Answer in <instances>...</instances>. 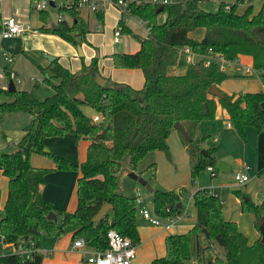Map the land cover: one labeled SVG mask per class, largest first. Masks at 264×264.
<instances>
[{
	"label": "trees",
	"instance_id": "trees-1",
	"mask_svg": "<svg viewBox=\"0 0 264 264\" xmlns=\"http://www.w3.org/2000/svg\"><path fill=\"white\" fill-rule=\"evenodd\" d=\"M198 1H127L122 13L144 20L147 32L143 36L134 33L121 14L117 28L136 36L139 47L134 51H112L108 56L115 67L140 68L144 76L140 88L109 77L104 86L99 85L94 78V72L99 70L95 56L75 71L60 63L57 56L49 60L50 72L46 67L41 68L45 74L43 79L48 81L54 77L57 82L51 83L52 92L44 97L26 88L8 90L0 86V96L6 97L0 99V113L22 111L31 115L17 147L0 151V169L8 177L7 197L0 210V235L4 242L16 247L13 252L0 255V264H41L42 256L35 247L44 234L71 231L72 239L83 236L89 245L102 249L107 246L106 231L112 227L137 242L138 203L135 195L120 190L122 164L127 160L129 168L135 169L148 151L167 148V137L175 121L181 122L191 136L190 129L214 118L219 103L243 134L248 125L258 130L264 126V89L230 93L222 90L221 96L210 93L211 84L218 85L232 76L215 62L188 65L184 72H169L170 66L182 64L178 60L179 47L187 44L197 52H218L228 59L249 55L264 84V3L253 13L250 0H220L215 11L201 8ZM244 2H247L245 9L238 12L237 5ZM159 7L162 9L157 11ZM57 9L59 13L67 12L71 20L57 19L53 27V22L46 24L42 19L44 14L48 16L47 9L37 10L42 21L39 29L55 33L75 46L86 41V34L91 31L87 17L74 6L59 5ZM95 14L101 21L103 11ZM196 28L204 30L199 39L189 35ZM3 70L6 78L14 82L8 66ZM110 83L115 86L108 87ZM84 104L100 112L103 118L92 120V115L83 110ZM120 111H125L124 127L113 124V116ZM66 133L89 140L82 162H73L46 145V137ZM204 138L191 136L184 140L193 159L192 179L207 165L215 168V147L206 149L209 156L200 153ZM32 152L52 159L54 169L80 171L77 205L73 211L55 208L42 197L40 184L52 168L32 165L29 161ZM154 167L152 163L147 168ZM146 199L152 203L153 212L161 216L180 211L177 206L180 191L154 185L149 196H144ZM192 199L196 207L194 225L186 232L166 235L165 254L154 257L152 264H187L192 257L193 233L197 240L203 234L209 244L214 240L224 250V258L205 256L197 245L195 264H264V243L260 238L248 242L237 222L224 216L217 195L197 188ZM104 202H109L111 207L101 219L93 221L92 216ZM241 210L254 215L256 226L258 218L264 219V203H257L249 196L241 197ZM49 211L56 212L57 219H49ZM20 247L30 252L21 254L17 251Z\"/></svg>",
	"mask_w": 264,
	"mask_h": 264
},
{
	"label": "crops",
	"instance_id": "crops-1",
	"mask_svg": "<svg viewBox=\"0 0 264 264\" xmlns=\"http://www.w3.org/2000/svg\"><path fill=\"white\" fill-rule=\"evenodd\" d=\"M80 11L82 13V10ZM34 13L36 15H34ZM92 14L93 13L91 11L85 9V13L83 15L87 17V20L89 22L90 19L89 17H91ZM121 14L124 15V18L128 16L126 13H122L120 11V16ZM9 15L14 16L17 20L25 24H28L30 27H32V30H26L19 35L0 37V52H3L5 54L7 60V66L9 67L11 71V75L13 77L14 76L18 77V75H22L23 73L32 74V75L36 74L39 71L38 68L40 67L39 65H41L40 63L43 64V67L48 64L49 60L45 57L44 53L54 54L59 58L60 61H62V59H66L65 56H60V54H58L59 50L58 51L56 50V46L60 44V42L62 41L66 42L67 44L70 43L55 33L42 31L39 29V26L42 24V21L38 15L37 10L31 8V0H0V21L4 17ZM61 15L63 16L64 19L68 20V17L64 16L63 13H61ZM159 16L160 18H163V14H160ZM142 21L144 22V20ZM98 22L99 23H95L93 25L94 29L91 28V31L101 30L102 23L99 19ZM51 23H52L51 21L46 22V24H51ZM33 29H36V31H34ZM146 32H147V26L145 28L144 34H139V33L137 34L143 36L146 34ZM203 32H204L203 28H197L190 31L189 35L191 37L199 39L202 37ZM113 40H114V33H113ZM12 41L16 43L15 44L10 43ZM120 41H121L120 37H119V41L114 40V42H120ZM138 47H139V42L136 40L133 43V46H131L129 49L127 48L126 50L134 51ZM81 48L83 53L86 51V49L88 50L89 58L94 53L93 48L89 46H85V44L83 43L81 44ZM30 49L41 52V55L43 56L41 62L36 61L33 58H30L26 54V52L30 53L29 52ZM110 51L112 50H109L106 53H104L106 54L103 58L104 64L102 65L99 64L98 66L99 72L102 75L109 77L113 81L127 83L133 88L142 87L144 81L142 70L140 68L115 67L112 63L111 58L108 56ZM16 55L18 57L20 56V58L18 59ZM89 58L87 59L88 63L91 59ZM23 59L25 60L26 64L21 63ZM237 60L238 63L230 68L231 71H228V73L232 74V76L243 75L244 66L252 65V60L249 55L240 54L237 56ZM10 62H12V64H10ZM182 65L183 64H181L180 66L177 65L170 66L169 72L177 73L174 71H177V68L181 67ZM78 66H79V62L77 59H75L74 69L78 68ZM1 69L3 71V75L0 76V78L1 77L6 78L2 67ZM17 80L21 81L20 77H18ZM230 80H231L230 76L225 78L220 82V84H218V87H220L222 90L228 93L234 91L235 88L231 86ZM8 81H9L8 79L3 82L0 81V86H8ZM14 84L16 87L21 88L17 86L15 82ZM238 87H242V86H238ZM246 89H248L249 91L264 89V84L259 79V85H257L256 87H251ZM235 90H242V89L237 88ZM262 104L264 106V102ZM86 108H89L93 111V113H88L83 107V110L89 116L97 113V111L90 106H87ZM4 114L6 113H3V115ZM28 118L30 122L31 115L29 113H28ZM229 120L230 119L227 111L218 103L214 118L203 120L199 122L194 128L190 129V131L192 132L191 136L192 137L204 136L205 138L201 143L202 147L206 149L209 147H215V151H216L217 149L216 145H212L211 143L206 142L212 136L213 130L211 127L215 125L214 124L215 122H217V124H222L223 123L222 121L225 122L224 123L225 126H228L226 125V123L230 122ZM23 127L19 135L17 136V140L21 137V135L24 132ZM53 137H57V136H49L45 138L46 145L49 144L47 140ZM60 137L64 138L65 140L64 143H67V145L71 146V149L75 150V156H72L71 154H64V156H66L73 162L76 163L82 162L86 157V151H87V146L89 144V140L86 138L77 139L75 135L72 133H66L64 135H60ZM260 139H261V144H260ZM184 140L185 139L182 137L180 131L175 127H173L167 137V144H168L167 148L154 149L148 151L143 156V157L145 156L147 157L140 166H138L137 163L135 169L128 168L127 170H125V175L127 176L128 179H125V177L122 180L120 179V186L122 191L130 196H134L136 193L135 191L137 190H139L143 194V196L145 194L146 189L144 185H140V183L137 180L133 179L128 175L127 172L131 170H133L138 175H141L145 179H147V181L152 185V187L154 185H158L163 188L170 189L172 187L171 183L173 181L180 182L182 180H185L184 178L185 172L190 173L193 165V159L192 157H190L188 153L187 146ZM255 142H256V147L259 151L257 154L258 157L254 161V164L256 165V168L258 170L255 173L257 175H260L264 171V132L260 133L257 136ZM2 148H6V143L0 139V149ZM215 151L213 152V156L215 157L216 161L218 160V157L225 158L223 154L215 156L214 155ZM33 153H34L33 155L34 162L32 163L34 165L38 167L52 168L45 174V180L43 183L40 184L39 189L42 197L48 202H50L55 208H60L66 211H73L77 205L76 186H77L78 177L80 175V171L78 169H74V170L54 169L53 168L54 162L52 161V159L40 153H35V152ZM225 159H227L228 162L230 163L228 164L229 165L228 170H231L232 169L231 163H233L232 161H237V159L233 158L232 161L229 158H225ZM152 163H154L155 165L154 169H150V168L148 169L147 167ZM246 164L247 163H241L239 168L235 169V171L243 170L244 165ZM163 169L165 170L163 171ZM228 170H224V171L219 170V171L225 172ZM251 171H252V166L249 165L248 173L250 175V179L252 177ZM179 172L182 173V176H179ZM217 174L218 173L216 172V175ZM181 177L182 180H180ZM248 181L245 184H242L244 185L243 190L240 188H236L233 189L231 191L232 193L228 195L229 198L233 199L237 203V205H239V209H240L239 212L242 211L241 197L247 198L249 196L252 199V197L248 195L249 194ZM181 185H185V184H181ZM178 188L179 186H177L176 189ZM196 189L197 188L191 185V192L189 193V197L187 199V203L185 206L183 201L181 200L182 198L181 195L184 188L180 187L178 189V191H180V203H181L180 210H186V213L178 217L173 225H168L167 224L168 221L165 217L161 218V224L155 225L151 223L148 219H146L139 211L137 212L136 223H137L139 240L136 242V256L133 258L132 264H152V259L154 257L162 256L165 254L166 235L171 233L186 232L194 225L196 221V207L192 199V194ZM7 191H8V177L5 174H3L0 169V210H2L4 206L7 197ZM212 193H215L219 197L217 191H214ZM148 196H149V192L147 197ZM219 199L221 201V207L224 216L226 218L230 217L237 222L239 229L246 235L249 243H253L258 238H260V233L256 226L255 217L252 213L248 212V215L244 216L246 217V219H243L242 216L238 214V211L237 214L235 215H231V214L229 215L228 213L231 212V210H229V206H223L226 201L225 198L221 199L219 197ZM253 201L257 203H261L264 201V198ZM145 202L147 207L150 210H152V203L147 199ZM71 241H72L71 231L62 234H55V235H46V234L42 235V237L37 241L35 247V250L42 256L41 264H88L84 260L82 254L79 251L70 249ZM197 245H199L198 242ZM15 249L16 247L13 243L4 242L2 236L0 235V255L13 252Z\"/></svg>",
	"mask_w": 264,
	"mask_h": 264
},
{
	"label": "rangeland",
	"instance_id": "rangeland-1",
	"mask_svg": "<svg viewBox=\"0 0 264 264\" xmlns=\"http://www.w3.org/2000/svg\"><path fill=\"white\" fill-rule=\"evenodd\" d=\"M220 0H199L198 4L201 8L208 10V11H215L218 7ZM232 1V0H228ZM252 2V12H256L264 3V0H250ZM247 5V2L240 3L237 5V11L242 12ZM32 7V6H31ZM48 16L45 14L42 16V19H45L46 22H53L57 21L58 19V9L54 7H48ZM82 13H85V9H82ZM34 15H36L34 13ZM64 16L68 17V20H71V16L67 13H63ZM90 16V15H89ZM102 26L100 31H89L86 34V41L82 42L85 44V46H89L94 49V53L92 54V57H96L97 59V65L99 66L104 64L103 58L107 51H129L126 50L129 49L131 46H133V43L138 38L134 36L132 33L129 32H123L119 36L121 41L120 42H114L113 40V32L115 27H119L118 20L120 18V9L116 7L115 5L111 3H107L103 9V15H102ZM89 26L90 29H94V24L99 23L98 17L96 14H92L91 17H89ZM97 18V19H96ZM124 23L131 27L134 31V33L144 34L145 33V23L140 20L135 15H128L126 18H123ZM162 20V19H161ZM197 29V28H196ZM23 33V32H22ZM1 37V36H0ZM12 44H15L14 41L10 42ZM80 43V45L82 44ZM74 46V47H73ZM56 50L58 51V54L60 56H65L66 59H62V61L59 60L60 63H62L64 66L68 67L71 70H77L82 67L83 64H88L87 59L89 58V52L86 49V51L83 53L82 56L78 54L77 46L67 44L66 42L62 41L60 44L56 46ZM110 51V52H112ZM30 53L26 52V54L33 58L36 61L41 62L43 59V56L41 55L40 51H34L33 49H30ZM98 53V54H97ZM16 57H18L16 55ZM20 56L18 57V59ZM89 58V59H90ZM77 59L79 62L78 68L74 69V60ZM246 60V59H245ZM91 61V59H90ZM89 61V63H90ZM21 63L26 64L25 60L23 59ZM12 64V62H10ZM40 67L38 68L39 71L36 74H27L23 73L22 75H18L20 77L21 81H18L16 76L13 77L14 82L17 86L21 88H26L29 90H33L34 93L39 97H44L45 95H48L52 92L51 83L57 82V79L54 77H50L49 80H44L45 74L43 73L42 69L43 64L40 63ZM46 67L47 71L50 72V70ZM9 68V67H8ZM187 68V64H183L181 67L177 68V71L174 72H184ZM227 71H231L229 68ZM230 84L235 89H242L247 90L246 88L256 87L259 85V78L257 75H238V76H230ZM6 78L1 77L0 81H5ZM34 84H36V87H34ZM242 86V87H238ZM7 87V86H6ZM234 89V91H235ZM6 97L1 95L0 99H5ZM84 109L88 113H93V111L89 108H86L87 105H83ZM6 114L0 115V139L6 143V148L0 149V151H11L14 150L16 146L17 136L19 135L22 127L25 124L29 123L28 113L17 111V112H4ZM125 114V111L117 112L113 116V124L116 126L124 127V119L123 115ZM230 121V126H225V122L222 121V124H217L215 122L214 126L212 128V136L209 138L208 143H211L212 145H216L217 149L214 153L215 156L218 155H224L225 158H229L231 161L233 158H236L237 161H232L231 163V170L228 171H217V175L215 174L213 177L210 175L209 171L206 169V167L201 168L196 175L194 176L193 180L190 176V173L185 172V180H182V177L180 178V182L173 181L171 183V188L173 190L178 191L180 187H183L184 190L182 191V198L181 200L184 203V206L187 203V199L189 197V193L191 192V185L195 188H207V190L214 192L217 191L219 194V197L225 198V204L223 206H229V212L230 215L240 214L243 219H246V215H248L249 211H240L239 212V205L237 203L229 198V194H231L233 189L240 188L243 190L244 185H239L234 180V173L236 172L235 169H238L241 163H247L250 166H252L251 171V179L248 181L249 186V194L252 197V200L262 199L264 198V171L257 175L255 172H257L256 165L254 164L255 159H257L258 149L256 147L255 139L260 133L264 132V126L260 130L255 128L254 126H247L245 128V134H243L240 130H238L233 122ZM219 130V131H218ZM64 138L57 136L53 137L47 142L49 143L47 146L51 148L53 151L57 152L58 154H71L72 156H75V150L71 149L70 145H67V143H64ZM261 144V139H260ZM52 146V147H50ZM46 149V148H45ZM34 153H30L29 155V161L32 165H34L32 162H34ZM41 157V156H38ZM147 156L143 157L139 162L138 166H140L146 159ZM218 157L219 159L225 160L228 164L227 159ZM46 159V158H45ZM239 161V162H238ZM241 162V163H240ZM36 166V165H34ZM129 168L127 160L123 161L122 169L120 173V179L122 180L124 177L125 179H128L125 175V170ZM165 169H163L164 171ZM129 172V171H128ZM127 172V173H128ZM164 173V172H163ZM179 176H182V173L179 172ZM171 182V181H170ZM178 182V183H177ZM185 184V185H181ZM141 185V184H140ZM177 186H179L178 189ZM120 190L121 186H120ZM136 192V191H135ZM126 194V193H125ZM136 194V193H135ZM264 203V201H263ZM229 219H232L229 217ZM166 221V220H164ZM197 242L199 244L200 252L202 255L205 256H214L218 255L221 258H224V250L221 245H219L216 241L212 240L211 244L208 243L207 239L203 234H200L198 237V240L193 233L191 235V253L192 257L188 260L187 264H195V258H196V252H197ZM226 264V263H225Z\"/></svg>",
	"mask_w": 264,
	"mask_h": 264
},
{
	"label": "built area",
	"instance_id": "built-area-1",
	"mask_svg": "<svg viewBox=\"0 0 264 264\" xmlns=\"http://www.w3.org/2000/svg\"><path fill=\"white\" fill-rule=\"evenodd\" d=\"M54 1L59 5L74 6L79 10L88 9L92 13H96L104 9L107 3H111L119 7L120 11L124 12L128 0H31V6L36 10L47 9L48 7H53L50 2ZM164 2L168 0H163ZM57 6L55 7L57 9ZM64 13V12H63ZM58 19L63 18L61 13L58 15ZM26 30H32L28 24H25L17 20L14 16H6L0 21V35L1 37H9L19 35ZM36 31V29H33ZM114 40L119 41V36L121 31L119 28L114 29ZM178 60L182 61V64L188 65H198L202 63L208 65L212 62L218 64L219 68L227 71L233 65L238 63L237 56L228 59L222 53H200L191 48L190 45H183L179 47ZM228 72V71H227ZM258 75V71L253 68L252 65H245L243 70V75ZM3 75V71L0 67V76ZM18 79V77H16ZM103 118L100 112L92 115V120L99 121ZM226 125L230 126V122ZM206 169L209 171L210 175L213 177L216 174V170L213 165H207ZM249 165H244L243 170H237L234 173V180L237 184H245L249 179L250 175L248 173ZM215 194V193H214ZM216 195V194H215ZM136 202L138 203V211L151 223L155 225L161 224V218L165 217L168 221V225H173L176 219L181 215L186 213V210H180L175 214H167L161 216L150 210L144 200L143 194L137 190L136 191ZM170 207H166L168 211ZM107 246L105 248L99 249L94 246L89 245L83 236H77L71 241V250L79 251L84 260L88 264H132L133 258L136 256V242L128 236L121 234L115 228H109L106 231ZM21 254L27 255L30 249L19 248L17 249Z\"/></svg>",
	"mask_w": 264,
	"mask_h": 264
},
{
	"label": "water",
	"instance_id": "water-1",
	"mask_svg": "<svg viewBox=\"0 0 264 264\" xmlns=\"http://www.w3.org/2000/svg\"><path fill=\"white\" fill-rule=\"evenodd\" d=\"M50 5L53 6V7H56L57 6V3L54 2V1H51L50 2ZM161 9H162V7H159L157 9V11H160ZM52 26L54 27L55 26V23H53ZM76 46H77L78 54L80 56H82L83 55V52H82L81 45L80 44H77ZM44 54H45V57L48 60H52V59H54L56 57L54 54H50V53H44ZM0 66L2 68H4V67L7 66V60H6L5 54L3 52H0ZM94 78H95L96 82L99 85H101V86H104L105 83L107 82V77L104 76V75H102L99 72V70L94 72ZM114 86L115 85L112 84V83L108 84V87H110V88H112ZM14 88H16V86H15L13 80L10 79L8 81L7 89L8 90H13ZM209 91H210V93H212V94H214L216 96H221L223 94L222 89L220 87H218V85H216V84H211L209 86ZM0 115H2V113H0ZM174 127L180 131L182 137L185 140H189L190 139L189 133L186 131L185 127L182 125L181 122L175 121L174 122ZM200 153L203 154V155H205V156H209L210 155L208 153V151L206 150V148H204V147H202L200 149ZM215 168L217 170H223L224 171V170H228L229 169V165H228V163L225 160L219 159V160L216 161ZM128 175L130 177H132L133 179L137 180L141 185H144V187L146 189L144 196L147 197L148 192H150L153 189L152 185L147 181V179H145L141 175H138L133 170L129 171L128 172ZM177 206L180 207L181 206V203L178 202L177 203ZM110 207H111V204L109 202H104L99 207V209L96 211V213L92 216V220L93 221H98L99 219H101V217L108 211V209ZM47 217L49 219H54L55 220V219H57V213L54 212V211H49L47 213ZM257 228H258L259 233H260V240H261V242L264 243V219H262L261 217L257 219ZM24 237L27 238V235H25Z\"/></svg>",
	"mask_w": 264,
	"mask_h": 264
}]
</instances>
